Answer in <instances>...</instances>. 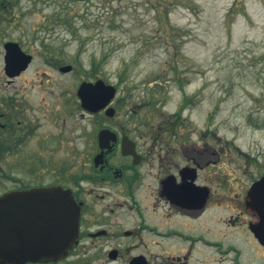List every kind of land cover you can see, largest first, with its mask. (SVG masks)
<instances>
[{
    "label": "rangeland",
    "instance_id": "1",
    "mask_svg": "<svg viewBox=\"0 0 264 264\" xmlns=\"http://www.w3.org/2000/svg\"><path fill=\"white\" fill-rule=\"evenodd\" d=\"M9 3V24L0 23V84L8 80L1 44L9 35L34 56L9 87L34 128L9 152V184L0 183V193L69 170L98 147L103 123L120 132L125 123L145 147L148 131L180 110L182 125L160 143L216 147L223 160L250 162L253 181L263 175L264 0ZM64 65L73 71L64 74ZM99 79L117 88L114 119L81 108L80 84Z\"/></svg>",
    "mask_w": 264,
    "mask_h": 264
},
{
    "label": "flooded vegetation",
    "instance_id": "2",
    "mask_svg": "<svg viewBox=\"0 0 264 264\" xmlns=\"http://www.w3.org/2000/svg\"><path fill=\"white\" fill-rule=\"evenodd\" d=\"M10 4L0 0V23L9 24ZM4 40L8 80L0 84V183L9 184V152L22 147L34 127L17 111L18 101L9 98V87L19 76L9 79L6 73V45L14 41L9 35ZM66 66L71 65L59 70ZM124 127L121 124L120 132L101 125L99 132L110 129L118 135L110 150L102 151L98 142L69 170H54L49 179L22 182L0 193L59 187L70 191L80 207L78 235L67 254L26 264H254V257L264 261V244L252 230L259 217L249 207V192L264 173L253 181L250 162L223 160L221 150L199 143L164 146L157 131L152 143L141 147ZM126 136L135 143L126 147L131 153L124 151Z\"/></svg>",
    "mask_w": 264,
    "mask_h": 264
},
{
    "label": "water",
    "instance_id": "3",
    "mask_svg": "<svg viewBox=\"0 0 264 264\" xmlns=\"http://www.w3.org/2000/svg\"><path fill=\"white\" fill-rule=\"evenodd\" d=\"M32 61L33 57L18 43L6 45L5 70L9 78L21 75ZM72 69L66 66L61 70ZM77 94L84 110L92 114L106 110L110 118L116 115V109L110 106L117 96L115 86L103 80L83 82ZM98 142L102 151L110 150L118 142V135L102 129ZM122 144L125 152H133L126 149L135 146L129 137H124ZM101 158L102 155L96 160ZM249 198V207L259 217L252 230L264 244V176L254 183ZM79 217L80 207L71 192L59 187L13 191L0 196V264H26L64 256L78 235Z\"/></svg>",
    "mask_w": 264,
    "mask_h": 264
},
{
    "label": "trees",
    "instance_id": "4",
    "mask_svg": "<svg viewBox=\"0 0 264 264\" xmlns=\"http://www.w3.org/2000/svg\"><path fill=\"white\" fill-rule=\"evenodd\" d=\"M186 104H188V103L187 102L182 103V109H183V106ZM181 115H182V112L180 110L177 115H172V116L168 117L167 121L165 123H163L159 129H157V136L159 138V141L161 139L165 138L164 136L166 133H169L170 135H171V133L172 134L174 133V136H175L176 131L178 129L177 127L181 121V119H180ZM147 125L149 126L150 124H147ZM180 125H182V124H180ZM153 133L154 132H152L151 130L148 131L149 136H150V134L152 136Z\"/></svg>",
    "mask_w": 264,
    "mask_h": 264
}]
</instances>
